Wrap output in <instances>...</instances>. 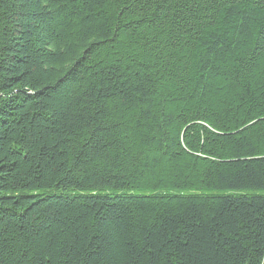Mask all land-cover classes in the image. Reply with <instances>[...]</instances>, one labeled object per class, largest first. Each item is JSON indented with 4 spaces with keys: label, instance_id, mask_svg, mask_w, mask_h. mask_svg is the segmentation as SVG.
Masks as SVG:
<instances>
[{
    "label": "trees",
    "instance_id": "1",
    "mask_svg": "<svg viewBox=\"0 0 264 264\" xmlns=\"http://www.w3.org/2000/svg\"><path fill=\"white\" fill-rule=\"evenodd\" d=\"M257 193L264 0H0V264H264Z\"/></svg>",
    "mask_w": 264,
    "mask_h": 264
},
{
    "label": "rangeland",
    "instance_id": "2",
    "mask_svg": "<svg viewBox=\"0 0 264 264\" xmlns=\"http://www.w3.org/2000/svg\"><path fill=\"white\" fill-rule=\"evenodd\" d=\"M248 194H250V193H248ZM256 194V193H255ZM257 194H264V193H257Z\"/></svg>",
    "mask_w": 264,
    "mask_h": 264
}]
</instances>
